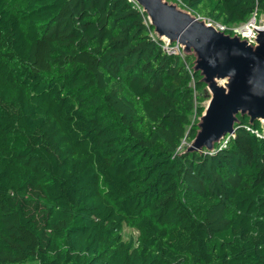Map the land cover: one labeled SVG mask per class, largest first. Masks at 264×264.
<instances>
[{
  "label": "trees",
  "instance_id": "trees-1",
  "mask_svg": "<svg viewBox=\"0 0 264 264\" xmlns=\"http://www.w3.org/2000/svg\"><path fill=\"white\" fill-rule=\"evenodd\" d=\"M146 22L133 0H0V264H264L262 124L187 151L206 84Z\"/></svg>",
  "mask_w": 264,
  "mask_h": 264
},
{
  "label": "water",
  "instance_id": "water-1",
  "mask_svg": "<svg viewBox=\"0 0 264 264\" xmlns=\"http://www.w3.org/2000/svg\"><path fill=\"white\" fill-rule=\"evenodd\" d=\"M154 33L169 42L178 40L193 68L206 84L208 98L198 130L187 151H214L215 142L233 135L238 115L264 125V26L252 44L231 35L170 0H134Z\"/></svg>",
  "mask_w": 264,
  "mask_h": 264
},
{
  "label": "built area",
  "instance_id": "built-area-1",
  "mask_svg": "<svg viewBox=\"0 0 264 264\" xmlns=\"http://www.w3.org/2000/svg\"><path fill=\"white\" fill-rule=\"evenodd\" d=\"M198 17L204 18L201 16H198ZM252 17H253V19H251V21H248V22H245L242 24H238V25H233L231 27L226 26L222 23L213 21V20L208 19V18H206V19H207V22L215 25L217 29H219L221 31H225L227 33H230L231 35L238 34L241 38L246 39L248 42L254 44L256 37H257V29L262 28L264 26V21L262 20V18L258 19V17L256 16V13H254L252 15ZM146 24L149 25V22H146ZM150 34L153 37V39L155 40V42L159 43L161 45L162 49L167 54L179 55L185 59L186 53L183 51L181 44L178 40L173 41V42H169L165 39L158 37L154 33V31H151ZM187 68L189 69L191 74H193V72H195L194 68L193 67L191 68V66L189 64H187ZM246 127L248 130L255 133L257 136L264 138V127H263L262 131H260L259 129H254V128L249 127V126H246Z\"/></svg>",
  "mask_w": 264,
  "mask_h": 264
},
{
  "label": "rangeland",
  "instance_id": "rangeland-1",
  "mask_svg": "<svg viewBox=\"0 0 264 264\" xmlns=\"http://www.w3.org/2000/svg\"><path fill=\"white\" fill-rule=\"evenodd\" d=\"M170 1H173V0H170ZM261 18L264 21V15ZM251 19H253L252 16L249 18L248 21H251ZM258 19H260V18H258ZM205 103L206 102H204L203 105H205ZM191 119H192V121H194V120L199 119V118H197V116L195 114H193V116L191 117ZM262 127H264V125H262ZM183 144H184V146L185 145H189V143L186 142V140H184ZM124 232H125V237L131 236V235L134 236V237H137V235H138V232L135 229H132V228L127 227V226L125 227V231ZM27 264H32V263H27Z\"/></svg>",
  "mask_w": 264,
  "mask_h": 264
},
{
  "label": "clouds",
  "instance_id": "clouds-1",
  "mask_svg": "<svg viewBox=\"0 0 264 264\" xmlns=\"http://www.w3.org/2000/svg\"><path fill=\"white\" fill-rule=\"evenodd\" d=\"M134 1V0H133ZM135 2V1H134ZM136 3V2H135ZM140 6V5H139ZM148 19V18H147ZM149 22V21H148ZM149 25H150V23H149ZM151 26V25H150Z\"/></svg>",
  "mask_w": 264,
  "mask_h": 264
}]
</instances>
